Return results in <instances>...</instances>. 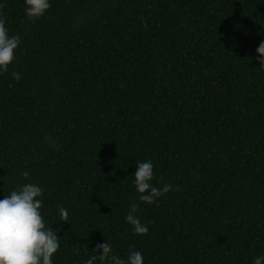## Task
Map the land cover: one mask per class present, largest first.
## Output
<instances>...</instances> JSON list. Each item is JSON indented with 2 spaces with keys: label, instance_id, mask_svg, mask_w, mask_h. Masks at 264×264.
Masks as SVG:
<instances>
[{
  "label": "trees",
  "instance_id": "1",
  "mask_svg": "<svg viewBox=\"0 0 264 264\" xmlns=\"http://www.w3.org/2000/svg\"><path fill=\"white\" fill-rule=\"evenodd\" d=\"M49 3L29 22L23 0H0L20 37L0 73V198L42 186L41 214L60 239L53 264H83L104 239L122 258L139 250L143 264L264 254V71L254 59L264 0ZM146 159L151 183L172 189L139 203L148 232L137 235L124 216Z\"/></svg>",
  "mask_w": 264,
  "mask_h": 264
},
{
  "label": "clouds",
  "instance_id": "2",
  "mask_svg": "<svg viewBox=\"0 0 264 264\" xmlns=\"http://www.w3.org/2000/svg\"><path fill=\"white\" fill-rule=\"evenodd\" d=\"M23 4L24 18L29 22L43 16L51 6L49 0H23ZM19 44V35L9 34L4 18L0 16V73L7 71ZM255 53L254 59L258 61L259 69L264 71V40L259 42ZM11 76L14 80L20 78L19 72L15 70ZM28 175L27 171L21 173L24 178ZM131 176V183L138 195L136 202L129 205L124 220L134 234L146 235L148 227L136 215L139 203L152 204L168 193L172 185L164 183L156 187L151 183L153 163L150 159L136 161ZM42 193L43 188L39 184L24 182L0 198V264H53L52 258L60 245V239L56 229L46 226L41 214ZM55 215L58 221L67 223L66 208L58 205ZM143 259L142 253L132 250L131 246L126 258L114 254L111 244L104 239L94 246L83 264H143ZM251 264H264V254L255 256Z\"/></svg>",
  "mask_w": 264,
  "mask_h": 264
}]
</instances>
